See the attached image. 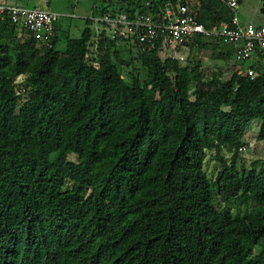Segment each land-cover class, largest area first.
I'll return each mask as SVG.
<instances>
[{
	"label": "trees",
	"instance_id": "obj_1",
	"mask_svg": "<svg viewBox=\"0 0 264 264\" xmlns=\"http://www.w3.org/2000/svg\"><path fill=\"white\" fill-rule=\"evenodd\" d=\"M168 2L205 28L234 14L225 0H104L79 37L57 22L45 46L0 18V264H264V159L239 164L251 124L264 141V76L238 74L234 48L219 54L230 75L207 77L198 59L91 27L157 20ZM211 42L227 44L185 49Z\"/></svg>",
	"mask_w": 264,
	"mask_h": 264
},
{
	"label": "built area",
	"instance_id": "obj_2",
	"mask_svg": "<svg viewBox=\"0 0 264 264\" xmlns=\"http://www.w3.org/2000/svg\"><path fill=\"white\" fill-rule=\"evenodd\" d=\"M225 3L234 12L230 22H221L211 28H205L182 2L165 4L157 20L144 15L131 18L124 12L114 16L105 13L92 20L110 39L129 36L147 48L159 45L160 58H172L181 64L186 62L185 48L194 37L231 44L234 46L233 59L241 63L238 74L251 80L258 75L264 76V25L241 22L237 14L238 0H225ZM0 18H8L25 27L40 46H45L54 35L59 15L35 7L0 4ZM243 150L244 146L240 148Z\"/></svg>",
	"mask_w": 264,
	"mask_h": 264
},
{
	"label": "rangeland",
	"instance_id": "obj_3",
	"mask_svg": "<svg viewBox=\"0 0 264 264\" xmlns=\"http://www.w3.org/2000/svg\"><path fill=\"white\" fill-rule=\"evenodd\" d=\"M104 0H18V5L25 7H36L39 9H50L59 15L58 34L61 36L68 35L69 37L76 38L81 35L85 26V19L91 18L92 12L95 7L103 5ZM106 3V1H105ZM104 3V4H105ZM264 7L263 0H242L237 14L242 21L251 22L256 25L264 24V13L261 11ZM91 27L95 32H100V27L97 26L94 20L91 21ZM99 28V29H97ZM210 41V40H209ZM208 42V40H207ZM209 47L199 51L198 49L190 50L187 52L188 60H200L203 71L207 77L224 76L228 77L231 73L233 60L224 61L219 54L224 53L232 47L231 44H217L214 42L209 43ZM63 46L60 42L59 47ZM189 51V50H188ZM123 57H125L123 55ZM185 64V63H184ZM136 68L139 69V62H134ZM118 70L124 78H128V69L124 65L117 63ZM226 68V70H225ZM223 69L224 74H221ZM141 77H145L144 72L140 70ZM22 77H18L17 81H21ZM244 137L245 150L241 151L239 164L240 167L249 168L253 162L264 159V141L257 139V125L251 124ZM225 157L230 158L231 154L224 153ZM72 157V156H71ZM73 158V157H72ZM256 169L260 168L259 164L255 165ZM216 166L214 161L207 158L206 171L209 175H215Z\"/></svg>",
	"mask_w": 264,
	"mask_h": 264
},
{
	"label": "crops",
	"instance_id": "obj_4",
	"mask_svg": "<svg viewBox=\"0 0 264 264\" xmlns=\"http://www.w3.org/2000/svg\"><path fill=\"white\" fill-rule=\"evenodd\" d=\"M0 4H16V5H18L19 3H18V0H0ZM240 6H241V3H239V8H240ZM36 8V7H35ZM43 10H48V11H51L50 9H43ZM262 11V10H261ZM52 12H54V11H52ZM263 13H264V11H262ZM240 18V17H239ZM240 21L241 22H243V23H251V22H245V21H242L241 19H240ZM252 24H254V23H252ZM254 25H256V24H254ZM262 25H264V24H262ZM256 26H259V25H256ZM233 48H234V46L232 45V47H230V48H228V49H231V51L233 50Z\"/></svg>",
	"mask_w": 264,
	"mask_h": 264
}]
</instances>
